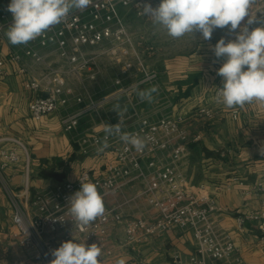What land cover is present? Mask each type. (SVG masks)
<instances>
[{
  "label": "built area",
  "instance_id": "2783aa9c",
  "mask_svg": "<svg viewBox=\"0 0 264 264\" xmlns=\"http://www.w3.org/2000/svg\"><path fill=\"white\" fill-rule=\"evenodd\" d=\"M160 0H91L83 11L73 9L60 23L51 26L42 36L27 44L14 45L7 54L0 50V79L6 75L8 62L16 63L18 71L29 75L28 85L35 92L30 101V114L42 120L47 114L68 107L71 100L89 99L88 105L60 117L66 131L78 127L81 117L93 107L101 106L124 94L132 106L145 103L132 93L146 81L160 87L158 71L147 70L143 62L133 61L136 46L126 21L119 15V7L134 8L140 16L143 4L153 7ZM9 3L0 4V37H5L12 23ZM115 52L125 56L117 87L110 94L94 101L88 88L76 92L69 76H80L88 70L90 79L100 72L97 60L101 55ZM29 58L27 61L25 58ZM136 64H138L136 66ZM95 66V67H93ZM135 71L144 77L126 84L125 76ZM154 85V84H153ZM44 92H48L45 96ZM195 113L212 120L216 111L208 104L199 105ZM237 118L239 110H232ZM132 119V121H130ZM134 120V121H133ZM188 115L178 112L162 113L157 117L148 113L126 116L107 123L101 129L79 139L83 154L102 158L101 168L84 169L74 180H64L31 196L10 186L2 173L11 162L19 160L16 148L3 149L0 160V182L13 207V224L17 242L25 256L14 264H51L52 251L63 242L101 247L102 262L115 258L135 243L159 237L170 231L190 232L194 251L184 255L174 253L177 264H245L230 231L222 228L217 219L221 210L217 196L210 193L205 183L189 182L183 159L192 144L202 140L201 132L186 127ZM119 125L121 133L140 137L145 141L142 151L120 139V133H108L107 127ZM27 148L22 141L11 138ZM107 144V147H103ZM103 147V150L100 151ZM97 186L105 207L102 216L87 226H81L69 213L68 198L78 191L81 183ZM240 184L243 195L258 193L263 208L237 216L242 228L247 221H256L264 239V180L250 186L239 175L233 174L226 188ZM143 206L139 214L130 213L133 207Z\"/></svg>",
  "mask_w": 264,
  "mask_h": 264
},
{
  "label": "crops",
  "instance_id": "0c3cea01",
  "mask_svg": "<svg viewBox=\"0 0 264 264\" xmlns=\"http://www.w3.org/2000/svg\"><path fill=\"white\" fill-rule=\"evenodd\" d=\"M4 3L10 0H0V4ZM221 36H226V30H216L210 41L201 39L196 48L166 58L163 68L157 70L159 83L170 92L172 111L188 115L186 127L203 135L201 141L190 146L183 159L189 182L205 183L210 193L217 196L221 207L217 216L219 224L233 235L244 263L264 264V239L258 223L247 221L242 228L237 223L238 215L263 208L261 195H243L240 184L225 187L233 174L239 175L249 186L264 180V105L253 103L228 109L215 102L216 92L223 83V78L217 74L223 60L215 58L211 46ZM13 48L7 36L0 37L3 54ZM6 68V75L0 79V160L3 149L16 148L20 154L19 160L2 169L10 186L24 195L27 185L33 196L58 182L76 179L84 169L103 167L102 158L82 153L79 139L94 129H101L104 119H98L93 125V116L86 117L91 126L84 131L81 126L79 129L82 121L77 128L66 131L59 111L47 114L42 120L33 119L29 106L35 92L28 85L29 75L19 72L16 63L8 62ZM201 104L215 109L212 120L195 113ZM234 109L239 110L237 118L232 115ZM11 138L22 141L27 150ZM143 210L141 205L133 207L130 213L139 214ZM12 217L13 207L0 182V264H14L25 256L17 242ZM194 247L190 232L170 231L135 243L102 264H115L121 258L126 264H177L174 253L188 255Z\"/></svg>",
  "mask_w": 264,
  "mask_h": 264
},
{
  "label": "clouds",
  "instance_id": "9594fccd",
  "mask_svg": "<svg viewBox=\"0 0 264 264\" xmlns=\"http://www.w3.org/2000/svg\"><path fill=\"white\" fill-rule=\"evenodd\" d=\"M91 0H10L7 10L12 23L6 36L12 45L27 44L60 23L73 10L83 11ZM142 15L159 25L173 39L192 34L210 41L217 29L226 30L211 46L217 60H223L217 74L223 78L214 97L225 108L264 105V0H160L156 7L144 3ZM259 24L260 26L253 27ZM228 37H232L229 39ZM155 87L138 93L141 100L151 101ZM106 132L120 133V139L142 151L145 141L121 133L119 125ZM105 144L103 147H107ZM103 147L99 149L103 150ZM69 213L81 226H87L105 212L103 199L94 183H81L68 198ZM51 264H102V250L93 243L63 242L52 251ZM115 264H126L125 259Z\"/></svg>",
  "mask_w": 264,
  "mask_h": 264
},
{
  "label": "rangeland",
  "instance_id": "374dc122",
  "mask_svg": "<svg viewBox=\"0 0 264 264\" xmlns=\"http://www.w3.org/2000/svg\"><path fill=\"white\" fill-rule=\"evenodd\" d=\"M118 13L121 19L128 24L131 38L136 46L137 53H133V61L139 62L141 60L143 62L142 66L147 72L162 69L166 58L184 54L196 48L202 39L199 37V34H196V37L192 34H186L182 38L173 39L167 35L166 30L159 25H154L149 17L140 16L134 8L120 6ZM217 30L220 31V29ZM124 60L125 56L119 52H115L112 55H101L97 60L100 72L95 78L90 79L88 70H85L80 76L70 75L69 83L75 87L78 93H84L83 89H85V87L88 88L93 100L96 102L103 96L110 94L114 87H117L115 79L117 76H121L120 72ZM137 65L138 64H136V66ZM143 77V73L133 71L131 75L125 76L123 82L129 84ZM162 77L164 79V76ZM162 86L163 84H160L159 87L155 85V83H151V81H146L139 85L132 93L135 99L139 98L138 93L141 91L150 90L153 87L157 89L156 92L151 93V101L145 100V103L140 106L130 105L126 96L124 94H119L110 102L98 107H93L81 117L80 122H82L79 125V129L81 126V131H84L91 126L90 119L86 118L91 115L93 116L94 125L95 121H98L100 118L113 122L129 115L136 117L139 114L148 113L153 117H157L162 113L173 112L172 106L169 105L171 102L169 100L171 98L170 92L165 91ZM88 102L89 99H84L80 102L71 100L68 107L59 110V114L62 116L66 112L80 109L88 105ZM130 121H132V119Z\"/></svg>",
  "mask_w": 264,
  "mask_h": 264
},
{
  "label": "water",
  "instance_id": "95a60500",
  "mask_svg": "<svg viewBox=\"0 0 264 264\" xmlns=\"http://www.w3.org/2000/svg\"><path fill=\"white\" fill-rule=\"evenodd\" d=\"M256 26H260V25L259 24L253 25V27H256ZM44 95L47 96L48 95V92H44Z\"/></svg>",
  "mask_w": 264,
  "mask_h": 264
}]
</instances>
